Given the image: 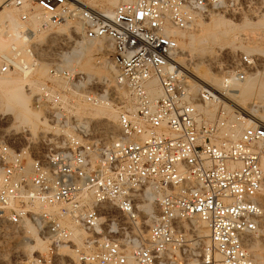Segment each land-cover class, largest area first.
Here are the masks:
<instances>
[{
	"label": "built area",
	"instance_id": "built-area-1",
	"mask_svg": "<svg viewBox=\"0 0 264 264\" xmlns=\"http://www.w3.org/2000/svg\"><path fill=\"white\" fill-rule=\"evenodd\" d=\"M9 5L19 10L32 60L13 46L0 56V72L32 73L39 47L47 49L48 77L35 106L49 125L70 128L25 143L0 140V226L35 242L32 225L47 245L26 262L257 264L250 238L263 227L264 124L230 94L258 70L260 56L236 53L222 87L195 92L174 30L213 11L256 17L264 0H117L111 15L79 0ZM39 32L55 42L39 45ZM82 39L110 44L114 71L105 82L65 66L62 56ZM79 103L114 106L117 132L94 130ZM152 194L148 212L142 205Z\"/></svg>",
	"mask_w": 264,
	"mask_h": 264
},
{
	"label": "bare ground",
	"instance_id": "bare-ground-1",
	"mask_svg": "<svg viewBox=\"0 0 264 264\" xmlns=\"http://www.w3.org/2000/svg\"><path fill=\"white\" fill-rule=\"evenodd\" d=\"M9 1V0H8ZM80 1V0H79ZM82 2V1H80ZM84 5L94 8L98 7L100 11L104 12L107 15H111L115 5L117 4V0H99V2H90L91 5L82 2ZM4 0H0V56L7 55L12 52V47L16 46L19 50H21L22 57L24 60L31 61L32 56L30 53L26 51V39L20 35L19 33V21L18 16L15 15L11 10H7L4 6ZM9 5V2H8ZM13 7V6H11ZM15 8V7H14ZM17 9V8H16ZM95 9V8H94ZM17 12V11H16ZM15 12V13H16ZM222 12V13H221ZM227 11H213L209 13L208 16H212L213 14H223L225 15ZM263 17L259 22L254 23L253 26L257 30L261 26H264V14L258 15L254 17H245V19L258 20ZM205 17L200 18L196 24L188 30H174L175 35L179 39V44L181 47V56L179 58V62L182 68L185 71L187 77H190L192 83V88L195 92H198L202 86L208 84L217 88L222 87L223 84V73L227 67L231 64L232 59L235 56V50H229L228 57L226 60H219V54L221 49L218 51L210 50L214 45H223L227 42L229 37L227 38V29L223 30L225 25V21L222 19V16L217 15L213 20V24L202 25L203 22H199L204 20ZM200 23L202 28L200 29L201 34L195 36L192 34V30L196 27V25ZM37 21H33L31 25L35 29L38 26ZM200 25V26H201ZM76 30L81 31L82 27L80 24H75ZM225 28V27H224ZM242 28V27H241ZM68 29V25L60 26L57 31L59 33L66 32ZM196 29V28H195ZM194 29V30H195ZM190 34L191 41L189 45L186 47L181 41V36H185L188 33ZM48 33L39 32L36 37V42L39 45H43L45 43L52 44L55 42L56 37L53 36L51 38ZM2 35L4 37H2ZM220 35V36H219ZM6 38V39H5ZM255 43L256 47H259L261 51H264L261 44H264L263 40H252ZM39 46H37L38 48ZM110 49V44L103 40H86L82 39L78 45L71 51L65 53L62 56L63 62L65 66L69 68L79 69L83 72L88 73L89 75L96 76L99 80L105 82L106 78H109L113 74V65L108 57ZM190 51V53H186ZM210 51L211 56L207 55ZM39 52L41 55V61L37 64L34 71L32 73H21L17 71H11L8 73L0 72V110L6 111L8 114H13L16 118L29 123L31 126L26 125H12L14 132L8 128V132L10 134L16 133V130L23 129L24 131H28L25 135L26 139L33 140L39 136V133L46 134L48 132H55L57 134H69L70 128H57L49 125L42 117V111L39 110L34 104L35 95L39 90L40 84L44 81L45 78L48 77V63L44 61V57H49V52L47 49L40 48ZM250 53V52H247ZM100 55L97 58L101 59V65L95 62L96 57L94 55ZM197 54L196 58L194 55ZM256 54V53H250ZM207 55V56H206ZM192 69V70H190ZM214 71V73H213ZM261 71L256 70L255 72H251L247 75L244 82H242L237 91L231 92L230 96L234 100L235 103L241 110L242 107L237 103L244 100L243 91L244 85L249 84V80L247 79L250 75H259ZM248 81V82H247ZM259 95L264 99V81L260 84V88L258 91ZM30 94V95H29ZM31 96L33 99V105H31ZM254 108V107H253ZM256 112V109H253ZM261 110V109H260ZM246 111V110H244ZM78 112L87 115L91 118V120H95L94 130L98 131L102 129L103 135L107 137H111L118 130V111L117 109L107 103H102L94 106H90L87 103H79ZM207 112L212 113L211 109H208ZM248 112V111H247ZM6 114V113H5ZM2 116V115H1ZM255 119L258 118L252 114ZM264 118V115L260 116ZM100 121V122H99ZM100 126V127H99ZM37 132H34L33 129H38ZM55 128V129H54ZM240 129H238L239 131ZM93 131V130H92ZM154 195H148V200L142 205V207L148 211L153 212L154 209ZM197 227H204V222L195 221ZM263 226H264V218H263ZM261 231V230H260ZM28 232L32 236L36 238L35 242L24 241L22 243V247L29 248L28 250H23L21 247V251L28 255V258L34 256V252H43L47 250V245L43 243L37 236L36 230L32 225H29ZM205 233L207 231H204ZM250 248L253 251L257 264H264V244L262 240L257 237V235L250 238ZM24 264H28L25 262Z\"/></svg>",
	"mask_w": 264,
	"mask_h": 264
},
{
	"label": "rangeland",
	"instance_id": "rangeland-1",
	"mask_svg": "<svg viewBox=\"0 0 264 264\" xmlns=\"http://www.w3.org/2000/svg\"><path fill=\"white\" fill-rule=\"evenodd\" d=\"M80 1L87 3L89 5H91L90 2H94V1L99 2V0H80ZM4 2H5L4 6L6 7L7 10H11L15 15L19 13L18 9L8 5L9 2L8 0H4ZM94 8L98 9V7H94ZM217 15L222 16V19L225 21L224 22L225 28L223 27V30L227 29L226 35L227 38L229 37L228 38L229 40L225 42L223 45L222 44L214 45L210 49V50L213 49L218 51L220 48H225V49H221L219 54V60L221 61L226 60L230 49L235 50V54L242 51V52H250V53L254 52L260 56L259 61L261 65L258 68V70L261 72L259 75H250L247 78L250 80L249 82L247 81L249 84H247L246 86L244 85V91H243L244 100L237 103L242 107L243 110L250 112L251 114L255 115L259 121L264 122V118L260 117L261 115H264V99L258 93L260 84L264 81V51L262 52L261 49H259V47H256L255 46L256 44L252 42V40L264 41V26H261L259 30H257L253 26L254 23L259 22L263 17L259 18L258 20H252V19L244 20L245 17L255 18V16H242V15L240 16L237 14H232L227 12L225 13V15L223 14H213L212 16L207 15L205 16L204 20H201L199 22L200 23L203 22L202 25H208V23L212 25L213 20L215 19V17H217ZM200 23L196 25L195 27L196 29L194 28L195 30L194 29L192 30L193 31L192 34L195 36L201 34L202 32L200 30L202 28V25ZM2 37L4 36L2 35ZM179 38L182 43L184 42L183 44L186 47L189 45L191 41V37L189 33L186 34L184 37L181 36ZM261 45H262L261 47L264 48V44ZM186 53L188 54L190 53V51H187ZM207 53H208L207 55L211 56L210 51ZM99 56L94 55V58ZM196 56L197 54L194 55V58H196ZM95 62H97V58L95 59ZM255 71L256 69L251 72H255ZM34 102L36 101L34 100ZM31 105H33L32 96H31ZM253 107L256 109V112H254ZM13 124L30 126L29 123H26L20 120L19 118H16L13 114H8L3 109L0 110V140L17 138L18 142L25 143L26 141L25 135L27 134L28 131H24L23 129H18L16 130V133L10 134L7 130L8 128L10 129L13 128L12 126ZM39 129L40 128L33 129V131L37 132ZM11 131L14 132V129H11ZM9 230L10 227L8 226H3V227L0 226V264H24L28 259V255H26V253H23L21 251L22 243L24 242L23 237L21 235H16V234L8 236L6 232ZM257 237H259V239L262 240V243L264 244V226L262 227V230L257 234ZM22 249L26 251L29 248L22 247Z\"/></svg>",
	"mask_w": 264,
	"mask_h": 264
}]
</instances>
